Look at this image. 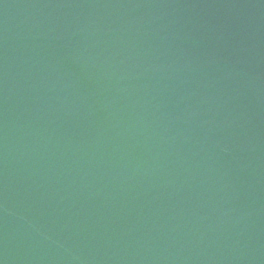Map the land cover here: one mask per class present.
I'll use <instances>...</instances> for the list:
<instances>
[{
  "label": "water",
  "instance_id": "water-1",
  "mask_svg": "<svg viewBox=\"0 0 264 264\" xmlns=\"http://www.w3.org/2000/svg\"><path fill=\"white\" fill-rule=\"evenodd\" d=\"M0 264H264V0H0Z\"/></svg>",
  "mask_w": 264,
  "mask_h": 264
}]
</instances>
